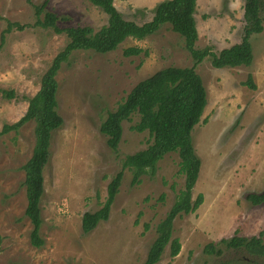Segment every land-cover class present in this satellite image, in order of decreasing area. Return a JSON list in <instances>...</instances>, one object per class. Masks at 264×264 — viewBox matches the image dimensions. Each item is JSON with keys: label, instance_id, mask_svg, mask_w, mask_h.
<instances>
[{"label": "rangeland", "instance_id": "374dc122", "mask_svg": "<svg viewBox=\"0 0 264 264\" xmlns=\"http://www.w3.org/2000/svg\"><path fill=\"white\" fill-rule=\"evenodd\" d=\"M31 1L38 6L47 3L46 11L61 18L62 28L89 26L99 31L108 22L103 10L88 0ZM163 1L115 0V5L126 20L143 25ZM244 7V0H197L195 49L211 47L219 53L241 43ZM0 17V88L18 96L8 100L0 94V264H144L157 239V226L185 186L178 153L165 156L155 175L142 176L140 184L134 185L133 173L126 170L109 220L92 233L83 232L82 220L85 213L104 206L123 160L152 142L148 132L133 130L140 121L134 115L123 123L115 153L100 131L102 123L140 82L168 67L193 66L184 39L166 25L146 40L129 39L108 54L74 52L62 65L57 98L64 125L53 133L44 171L45 245L38 249L30 242L33 227L25 216L22 170L34 152L35 123L20 122L29 106L25 98L38 93L43 75L68 39L37 26L28 0H0ZM262 18L264 26V8ZM9 21L24 29H14L2 43ZM250 42V67L216 69L207 58L196 68L208 105L192 133L202 163L193 199L201 194L204 203L176 219L173 235L180 240L181 252L172 258L168 247L158 264H253L244 251L220 244L236 235L251 238L264 233V203L255 206L246 199L248 194L264 193V31L251 36ZM130 47L149 55L126 57ZM250 75L256 90L244 85ZM14 125L18 128L5 132L6 126ZM211 244L222 249V255L207 254Z\"/></svg>", "mask_w": 264, "mask_h": 264}, {"label": "trees", "instance_id": "16d2710c", "mask_svg": "<svg viewBox=\"0 0 264 264\" xmlns=\"http://www.w3.org/2000/svg\"><path fill=\"white\" fill-rule=\"evenodd\" d=\"M94 6L103 10L108 16V22L99 31L92 27H66L59 25L61 18L52 12H47V3L33 6L36 15V25L51 29L57 35H65L68 43L54 58L51 66L43 75L38 93L31 98H25L29 103L27 113L20 124L35 123V148L31 159L22 167L25 172L27 188V208L25 216L32 224L30 235L31 245L42 248L45 240L41 235L43 226L41 203L45 194L44 171L51 158V142L53 133L62 128L64 120L58 113L57 75L62 65L77 51H92L98 54H108L116 51L129 39L144 41L155 35L164 26L180 35L185 41V48L192 56L194 64L188 68L168 67L158 71L152 77L136 85L126 100L114 112H110L102 123L100 131L107 138L110 149L117 153L123 138V123L130 122L134 115H139L140 121L133 127L138 133L148 132L152 142L146 150L127 156L122 162L121 171L112 179L108 186V198L104 206L97 212H87L83 216L82 229L85 234L92 233L101 222L110 218L111 207L119 194L124 173H133V184H140L141 177L147 174L155 175L160 161L170 153H178L181 160V173L185 176L184 189L180 191L177 201L166 218L157 226V239L149 250L144 264H158L168 247L170 255L176 258L182 249L180 240L174 238V223L177 218L196 212L204 203V196L193 199V190L198 182L201 159L196 153L192 133L202 122L208 105V93L203 79L196 68L207 58L211 59L216 69L250 67L254 61L251 36L264 31L262 10L263 0H244V36L241 43L215 53L207 47L196 50L199 39L196 27L195 11L197 0H166L153 11V19L143 25L126 20L115 5V0H88ZM2 18L0 17V20ZM14 29L22 30L23 26L8 22L1 36L2 43L6 35ZM148 56V51L139 47L125 50L126 57ZM252 90L257 86L252 75L245 82ZM0 94L8 100L17 99L14 90L0 88ZM206 122V121H204ZM18 126H6L5 132L15 130ZM246 199L253 205L264 203V193L248 194ZM221 245L227 249L244 251L251 263H264V233L251 238L234 236L223 239ZM207 254L222 255L223 251L211 244L206 247Z\"/></svg>", "mask_w": 264, "mask_h": 264}, {"label": "water", "instance_id": "95a60500", "mask_svg": "<svg viewBox=\"0 0 264 264\" xmlns=\"http://www.w3.org/2000/svg\"><path fill=\"white\" fill-rule=\"evenodd\" d=\"M261 264H264V263H261Z\"/></svg>", "mask_w": 264, "mask_h": 264}]
</instances>
